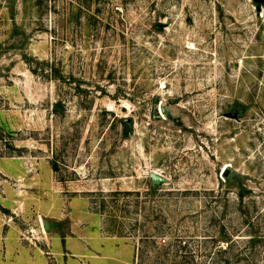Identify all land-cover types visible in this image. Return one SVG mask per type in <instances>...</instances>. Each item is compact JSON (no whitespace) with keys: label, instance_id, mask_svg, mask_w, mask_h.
Listing matches in <instances>:
<instances>
[{"label":"rangeland","instance_id":"1","mask_svg":"<svg viewBox=\"0 0 264 264\" xmlns=\"http://www.w3.org/2000/svg\"><path fill=\"white\" fill-rule=\"evenodd\" d=\"M0 264H264V4L0 0Z\"/></svg>","mask_w":264,"mask_h":264},{"label":"water","instance_id":"2","mask_svg":"<svg viewBox=\"0 0 264 264\" xmlns=\"http://www.w3.org/2000/svg\"><path fill=\"white\" fill-rule=\"evenodd\" d=\"M255 2L257 4H264V0H255ZM258 10H260V6L258 7ZM157 25L160 26V27L164 26L163 23H158ZM162 110H163L164 113L167 112L165 107H163ZM228 116H231V117L233 116L234 117V116H236V114L235 113H230V114H228ZM124 122H128V121L125 120ZM228 173L226 172L225 175L227 176ZM149 176H150V179H151V182H152L153 186H156V185H159V184H166V183L169 182V180L167 178L161 176L157 172H150Z\"/></svg>","mask_w":264,"mask_h":264},{"label":"trees","instance_id":"3","mask_svg":"<svg viewBox=\"0 0 264 264\" xmlns=\"http://www.w3.org/2000/svg\"><path fill=\"white\" fill-rule=\"evenodd\" d=\"M151 188H152V189H154V187H153V186H151Z\"/></svg>","mask_w":264,"mask_h":264}]
</instances>
